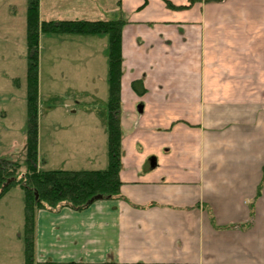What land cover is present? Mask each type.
<instances>
[{"label":"crops","instance_id":"crops-1","mask_svg":"<svg viewBox=\"0 0 264 264\" xmlns=\"http://www.w3.org/2000/svg\"><path fill=\"white\" fill-rule=\"evenodd\" d=\"M41 2L46 20L48 4L60 20H125L124 198L39 210L36 264H264V0ZM73 35L75 71L100 100L67 105L75 134L56 142L76 150L50 169H104L108 36Z\"/></svg>","mask_w":264,"mask_h":264},{"label":"rangeland","instance_id":"rangeland-1","mask_svg":"<svg viewBox=\"0 0 264 264\" xmlns=\"http://www.w3.org/2000/svg\"><path fill=\"white\" fill-rule=\"evenodd\" d=\"M41 5L40 0L39 17L40 21H44L46 12L41 11ZM48 5L46 11L52 9L53 20H60L57 14L60 10L55 6L52 8L53 4ZM106 13L105 10L104 16ZM61 34H65L62 35L65 40L61 39ZM75 37L69 33H40L38 164L45 170L53 166L61 168L63 160L72 159L71 155L75 153L71 141H68L69 144L61 142L59 146L56 142V136L59 139L69 136L68 133L75 134L72 131L77 127L78 120L73 114H68L71 108L68 109L67 105L73 103L72 108L78 109L77 104H87L84 100L93 95L100 100L90 92L92 83L85 79L86 73L75 71L80 60L73 52L78 47L76 41L68 42V38L75 40ZM27 51V0H0V161L21 165L15 175L8 176L5 184L26 172ZM45 157L50 158L48 163ZM24 200L22 186L17 183L10 185L0 196V264H24Z\"/></svg>","mask_w":264,"mask_h":264},{"label":"trees","instance_id":"trees-1","mask_svg":"<svg viewBox=\"0 0 264 264\" xmlns=\"http://www.w3.org/2000/svg\"><path fill=\"white\" fill-rule=\"evenodd\" d=\"M40 0H27V144L26 172L9 184L4 181L15 175L21 166L17 162L0 161V196L13 183L20 184L24 191L25 224H24V264L36 262V213L39 209L55 210L62 206L83 209L92 203L97 195L107 198H124L120 192L122 156V127L120 121V81L122 75L121 32L125 20H44L39 17ZM69 34H102L108 36V165L104 169H40L38 168V68L40 33ZM138 93L144 91L140 79L133 81ZM264 181L258 185L257 196L261 192ZM251 226L254 217L255 200L250 204ZM215 223L213 215H211ZM239 225V224H237ZM235 225L223 226L231 227Z\"/></svg>","mask_w":264,"mask_h":264},{"label":"water","instance_id":"water-1","mask_svg":"<svg viewBox=\"0 0 264 264\" xmlns=\"http://www.w3.org/2000/svg\"><path fill=\"white\" fill-rule=\"evenodd\" d=\"M102 197H103V195H97V196L94 197L91 201L93 202L94 200L99 199V198H102Z\"/></svg>","mask_w":264,"mask_h":264}]
</instances>
